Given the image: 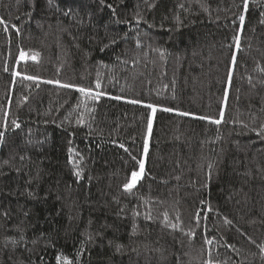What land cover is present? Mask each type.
<instances>
[{
	"label": "trees",
	"instance_id": "16d2710c",
	"mask_svg": "<svg viewBox=\"0 0 264 264\" xmlns=\"http://www.w3.org/2000/svg\"><path fill=\"white\" fill-rule=\"evenodd\" d=\"M0 19V264H264V0H0Z\"/></svg>",
	"mask_w": 264,
	"mask_h": 264
},
{
	"label": "snow or ice",
	"instance_id": "6c2138e0",
	"mask_svg": "<svg viewBox=\"0 0 264 264\" xmlns=\"http://www.w3.org/2000/svg\"><path fill=\"white\" fill-rule=\"evenodd\" d=\"M249 2L250 0H243V9L245 12H247L248 8H249ZM101 3H103V0H101ZM109 8H111L112 6L111 5H108ZM114 11V9H113ZM240 19V22H241V25H243V22L245 20V16L243 14L240 15L239 17ZM5 23L3 21V19H0V24H3ZM13 27H15L13 25ZM7 30V29H5ZM236 40H237V47H239V44H238V40H239V37H236ZM24 53L21 52V58L23 59L24 58ZM33 59H35V56L32 57ZM233 64L235 63V56H233ZM5 71H7V69H5ZM18 75V73H17ZM27 79H36V77H26ZM231 79V73H229V80ZM49 83H51V81H49ZM58 83V82H57ZM63 87H75L74 85H69V84H65V85H62ZM96 87L99 88L100 87V84L99 82H97L96 84ZM78 91H80L81 93H87L89 95H91V89H85L83 87H80L78 89ZM97 96L99 95H102V93H97L96 94ZM116 99H119V97H116ZM130 103H133V104H140L142 103L141 101L139 100H130L129 101ZM145 107H147L148 109H151V114L149 115L148 117V121H147V133L150 135L151 134V130H152V120H153V117L155 115V112L157 110L156 106L153 105V104H147L145 105ZM164 111H172V109H169V108H165L163 109ZM181 115H189V113H180ZM7 114H5L6 116ZM220 117L222 118L223 117V112L220 113ZM199 119H202V120H208L212 123H215V124H219L221 121L220 119H214L210 116H201V117H198ZM12 124L15 125L16 127H19V125L16 123L15 120L12 121ZM5 127V129L7 128V121L5 120V123L3 125ZM262 133H264V127L261 128V132L257 133L258 135H261ZM3 136V132H0V137ZM123 147V146H122ZM69 151L71 152L72 150L69 149ZM147 151H148V142H147V139L145 140V145H144V155L146 156L147 155ZM133 160H136L138 165H139V170L136 171V170H133L131 172V177H130V180L124 184V189L126 191H130L131 189H133L137 182L142 178V175L144 173V167H145V162L143 159H139L137 160L136 157H132ZM77 176L80 175L79 172L76 173ZM173 227H175V225H173ZM208 243H211V241H208ZM261 252H264V248H261ZM57 260L59 261L60 260V257H57ZM64 264H71V261L67 259V257H64Z\"/></svg>",
	"mask_w": 264,
	"mask_h": 264
}]
</instances>
